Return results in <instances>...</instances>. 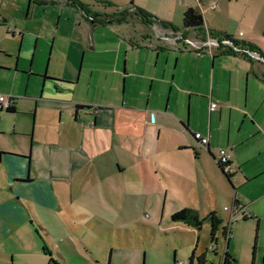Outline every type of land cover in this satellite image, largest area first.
Here are the masks:
<instances>
[{
    "label": "crops",
    "instance_id": "1",
    "mask_svg": "<svg viewBox=\"0 0 264 264\" xmlns=\"http://www.w3.org/2000/svg\"><path fill=\"white\" fill-rule=\"evenodd\" d=\"M213 1L177 0L175 12L196 5L205 29L219 32ZM177 17L162 18L179 25ZM134 18L93 25L68 0H0V93L14 97L12 110L0 108V129L9 120L0 137V264L14 252L15 187L27 185L35 191L24 199L34 209L45 194L61 210L96 188L112 198L127 185L139 190L136 202L173 203L171 214L185 206L201 216L214 211L220 230L205 247L216 257L196 252L197 233L189 264L202 254L205 264H222L225 252L233 264H264V45L235 38L260 58L219 52V44L196 48L188 41L201 40L193 30L183 43L133 28ZM10 136L16 143L5 142ZM221 148L230 153L229 177L217 161ZM234 201L246 215L224 233L223 207ZM51 241L55 264H108L93 249L69 259ZM175 262L186 264V256L174 253Z\"/></svg>",
    "mask_w": 264,
    "mask_h": 264
},
{
    "label": "rangeland",
    "instance_id": "2",
    "mask_svg": "<svg viewBox=\"0 0 264 264\" xmlns=\"http://www.w3.org/2000/svg\"><path fill=\"white\" fill-rule=\"evenodd\" d=\"M83 1L94 9L108 12L129 9L132 1L160 17L178 16L179 24L182 19L181 12L178 15L175 12L177 0H108L110 4L104 0ZM216 2L219 6L220 32L226 31L233 38H246L255 44L264 45V0H215L212 4ZM62 19L66 20V15ZM131 24L133 28L146 27L136 18L131 19ZM122 27L123 24L118 26ZM152 31L154 34L153 26ZM3 85L0 82V88ZM8 126L9 120L3 117L0 137L8 136L3 132V128ZM5 142L16 143L13 136L6 137ZM126 186L115 188L112 198L106 197L101 188H96L75 200L69 208L61 210L47 202V199L51 202L48 194H45V202L41 204L36 200L35 209L32 206L29 208L24 199V191L33 192L35 189L29 185L15 187L14 194L19 197V201L15 205V237L10 243L14 252L7 257V264H49L51 261L55 264L51 239L56 242L54 246L61 248L69 259L71 256L74 258L71 251L84 256L93 249L109 259L108 264H164L167 260L172 264L174 253L176 256H186V264H189L188 257L198 234L196 252L205 251L207 257H216L205 247L210 242L208 221L203 223L200 230H196L182 220L171 218L170 210L175 208L173 203H164L162 197H150L143 202H136L135 196L139 190L135 186ZM216 204H219V200H216ZM34 210L40 218H35ZM126 227L129 229L125 230ZM42 228H46L48 234ZM219 230L220 226L217 234ZM76 259L75 263L83 262L81 258Z\"/></svg>",
    "mask_w": 264,
    "mask_h": 264
},
{
    "label": "trees",
    "instance_id": "3",
    "mask_svg": "<svg viewBox=\"0 0 264 264\" xmlns=\"http://www.w3.org/2000/svg\"><path fill=\"white\" fill-rule=\"evenodd\" d=\"M51 0H31V2H46ZM70 4L79 7L86 15V17L91 21L93 25H100V24H113V23H120L127 20L128 16L131 14L136 15L141 22L147 27L150 28L153 25H156L158 27L166 28L169 30H172L174 33L179 34V38L177 41H182L185 43L184 38H186V31L193 30L196 34V37L200 38L201 40L207 39V37H214L218 40H229L232 42L234 46L228 43H219V52L222 53H234V52H243L248 53V51H255L257 52L258 49L255 48V46L251 43H244L241 41L236 40L233 38L232 34L226 33V32H218L215 29L212 28H206L204 26V18L202 11L200 8L196 5H187L184 7L182 12V21L181 24L176 25L172 23L171 21H168L154 12L148 11L147 9L143 7H129L122 9V10H113V11H105V10H98L90 7L86 3H83L80 0H68ZM106 4H110V1L104 0ZM149 34V32H147ZM144 34L142 38V42H148V45H152L150 43L149 37L150 35ZM140 43H131V45H139ZM259 52V51H258ZM262 55V54H261ZM263 56V55H262ZM81 105H77L79 107ZM7 110H12L13 105L6 108ZM220 169L222 172L229 177L230 173L229 171H225L222 168V164L218 162ZM171 218L173 220H182L185 224L190 225L194 227L197 230H200L203 223L205 221H209L210 223V236L211 238H214L216 231L219 228V224L221 223V220L218 216L215 215L214 211H211L207 213L206 215H199L198 212L191 207H182L176 211H174L171 214ZM224 233L227 232V227L224 225L223 227ZM198 264H205L204 255H200L197 258ZM234 258L228 253L225 252L222 264H233Z\"/></svg>",
    "mask_w": 264,
    "mask_h": 264
},
{
    "label": "built area",
    "instance_id": "4",
    "mask_svg": "<svg viewBox=\"0 0 264 264\" xmlns=\"http://www.w3.org/2000/svg\"><path fill=\"white\" fill-rule=\"evenodd\" d=\"M153 27H154V33L158 36L167 34V35H170V39H173V40H175L177 37L180 36L179 34L174 33L172 30L162 28V27H158V26H153ZM213 38L214 37H208L205 40L191 39L188 41L191 42L194 46H196V48H201L204 45H211V44H208L206 40L213 41L214 40ZM213 45H214V43H213ZM248 53H250L251 55H253L257 58H260V56L253 51H248ZM13 103H14V97L12 95L0 93V108H8V107L12 106ZM217 105H218L217 102H211L210 107L214 108ZM229 160H230V153L226 149L221 148L219 150V154L217 156V161L222 164L223 170L231 172L232 168L230 166ZM243 208H244L243 204L237 203L235 201L233 203H231L230 205L224 206V209L227 212V222H226L227 230H229L231 223L235 219L240 218L243 215H246ZM213 245H214V243H210L209 247L211 248V247H213ZM173 264H177V262H175Z\"/></svg>",
    "mask_w": 264,
    "mask_h": 264
},
{
    "label": "water",
    "instance_id": "5",
    "mask_svg": "<svg viewBox=\"0 0 264 264\" xmlns=\"http://www.w3.org/2000/svg\"><path fill=\"white\" fill-rule=\"evenodd\" d=\"M153 26H156V25H153ZM160 36L163 37V38H165V39H169V37H170V35H167V34L160 35ZM184 39H187V38H184ZM213 39H214L213 41H209V40H206V41H207L208 44H211V45H213V43H214V45H216V44H219L221 42V43H228V44H231L232 46H234L232 44V42L229 41V40H218L217 38H213ZM234 47H236V46H234ZM253 52H255V51H253ZM255 53H257L259 56H261L260 55V52L257 51ZM261 59L264 61V58L263 57Z\"/></svg>",
    "mask_w": 264,
    "mask_h": 264
}]
</instances>
